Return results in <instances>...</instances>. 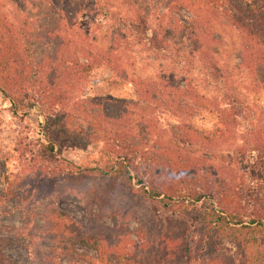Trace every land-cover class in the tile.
Listing matches in <instances>:
<instances>
[{"label": "rangeland", "instance_id": "rangeland-1", "mask_svg": "<svg viewBox=\"0 0 264 264\" xmlns=\"http://www.w3.org/2000/svg\"><path fill=\"white\" fill-rule=\"evenodd\" d=\"M184 1H213L211 16L195 22ZM58 23L80 36L67 41L81 65L67 84L72 87L59 93L61 103L47 97L49 81L37 65L52 42L65 41L45 35ZM4 27L14 33L21 62L12 65L25 73L27 84L18 91L27 96L14 113L13 89H6L9 96L0 91L2 222L24 226L28 238L42 236L45 213L54 206L80 230L119 236V247L144 264L160 263L153 251L164 240L161 251L175 249L173 238L180 251L175 264H245V246L224 232L212 238L217 246L202 248L203 213L211 200L224 213L235 208L247 222L264 215V144L256 136H264V0H0V40ZM2 46L10 44L2 39ZM144 89L157 100H145ZM82 105L96 112L100 130ZM224 124L230 136L221 142ZM49 141L53 157L44 151ZM38 155L49 161L41 179L29 169ZM109 157L125 162L133 179L100 172ZM182 166L191 170L190 187L214 198L173 211L163 200L172 183L186 187L174 177ZM150 186L162 195L140 194ZM46 192L51 196L44 198ZM256 235L264 241V231ZM42 238L35 242L36 263L25 246L13 244L4 249L9 264H58ZM74 247L85 258L75 255L71 264H98L94 248Z\"/></svg>", "mask_w": 264, "mask_h": 264}, {"label": "trees", "instance_id": "trees-1", "mask_svg": "<svg viewBox=\"0 0 264 264\" xmlns=\"http://www.w3.org/2000/svg\"><path fill=\"white\" fill-rule=\"evenodd\" d=\"M49 3L51 0H47ZM53 1V0H52ZM213 3V1H204L201 5L195 4L190 1H184V5L187 6L191 11L194 12L196 18L195 22H203L205 19V15L207 14L209 17L211 16L210 13V5ZM54 5L57 8L60 6L62 8L63 4L62 1H56L54 2ZM215 6H213L214 8ZM58 9V8H57ZM215 9V8H214ZM255 12V11H254ZM257 12V11H256ZM258 13V12H257ZM4 33L7 37H4L3 28H2V36L0 43L2 42V39L4 42H7L10 44L9 49L7 48L4 51V46L0 48V91L8 95L6 89H13L12 94L15 97H12V109L14 110V113H17L18 109L21 106V103L19 104L20 98L23 96L24 98L27 96L25 93L24 95H21L18 91L19 87H24L27 84V80L25 79V73L24 71H18L12 64H14L16 61L21 62L16 55L17 53V45L15 43V37L14 33L10 30L4 27ZM48 30L45 32L46 37H52L54 38H64L65 41H61L56 43H53V46H51L50 50L43 55V58L40 62H38L39 71L41 72V75H46L45 78L47 79V97L49 99H53L58 101V103H61L60 99H62V96H58L59 93H61L62 89L65 86L72 87V85L68 83L70 80L75 78L77 75H79V67L80 62L75 59L72 53V50L68 45L67 41L72 38L77 43V40L80 39V36L76 33H72L70 30L64 29L62 27L61 23H58L55 26H52L50 28H47ZM51 43V45H52ZM13 45V46H12ZM252 54H250L251 56ZM79 65V67H77ZM90 65V64H88ZM91 67V66H90ZM77 69V70H76ZM83 69V68H82ZM15 88H17L15 90ZM46 89V87H45ZM147 93L148 97H144L145 100H151L152 102L157 100L156 98H151L150 93L152 91H149V89H144ZM9 96V95H8ZM151 98V99H150ZM25 105V104H24ZM23 105V106H24ZM26 107V105L24 106ZM83 107V105H82ZM84 112L92 118L95 126L100 130L101 124L98 121V115L96 112L93 111H87L84 109ZM120 110V115H123ZM220 139L223 142L226 138L230 136L228 125L224 124L222 129H220ZM258 136L260 142L262 141L264 144V136L262 133ZM217 139V138H216ZM54 142L49 141V144L44 146V151H46L49 156H54ZM195 152V150H194ZM46 154V153H45ZM39 161L41 158V155H38ZM51 160V157H49ZM108 159V162H105L102 167H99L98 170L100 172L111 175L115 174L116 177H119V174L123 176L126 180H132L133 177L131 175V169L128 167V165L125 164V162L121 163H113L112 160L110 161V157L106 158ZM52 161V160H51ZM55 161V160H54ZM53 162V161H52ZM42 163H49L48 159L32 163V166H29V169L31 171L37 172V177L41 179L44 174L49 173L46 171V167H42ZM72 166H75L74 164H71ZM183 168V169H182ZM181 170L183 171L181 174H179L177 171L175 174H179V177L174 175V177L184 186L183 188H177L174 189L175 182L171 184V192L172 194L168 193L165 194V199L163 200V206L166 208H169L170 210L176 211L180 208L187 209L190 206L198 205L200 201L203 204L206 203V200L209 198H214L213 193H202L199 191H196L195 189L191 188L189 181L187 178H193L191 174V170L189 167H181ZM73 172V171H69ZM11 174V173H10ZM68 174V173H67ZM11 179L12 176H11ZM16 184V183H15ZM18 186H22L19 183H17ZM142 184V183H141ZM194 184H197L195 182ZM8 189L11 188V185L8 184ZM151 187V191L148 192L146 189H142L140 191V194H144L148 196L150 199L154 200L162 195L163 190L157 189L153 186ZM262 190V197L264 198V184L261 187ZM51 191H54L53 189ZM7 196V195H6ZM51 193L46 192L44 198L50 197ZM162 201V200H161ZM4 202V197L0 194V204ZM222 202V201H221ZM210 207V209H209ZM209 207L206 211V213H203L206 217L205 220V227L207 230L205 231V235L203 238V245L202 248H208L217 246L216 242H213L212 238L217 237L220 232L226 233L227 236L231 237V241H234L237 247H244L246 253L244 254L245 257V264H264V241H262V237L257 238L256 234H260L264 231V215L263 216H252L251 219L243 220V214L239 211H236L235 208H231L229 213H224V210L220 209L223 208L220 204L214 203L210 200ZM220 207V208H218ZM230 208V207H229ZM260 211L264 212V203L261 204ZM207 216L210 219H207ZM44 220L46 221V230L42 234L43 238V244L48 246L49 253L53 256L58 264H61L63 259H67L69 264L72 263V260L75 259V255L78 256L77 258H85L84 255L78 254L75 250L76 244H83L85 246H88L90 248H94L97 252V262L98 264H144V260H140L139 257L136 255V253H126V251H123L119 247V245L122 243L119 239L115 238L114 236L110 235L108 232H106L105 229H96V228H90L86 230H80L77 228V224L71 220L68 215L64 213H60L58 211H55L54 206L52 209L50 208L48 211H46ZM198 219V217H196ZM204 222V221H203ZM260 230V231H259ZM17 232L15 234H4V232ZM25 227H14L9 226L2 222L0 219V264H9V258L5 254L4 249L9 245H23L28 249L29 257L32 259V263L35 262V242L36 240L40 239L42 236H38V234L31 235V237H27L25 234ZM256 233V234H255ZM40 235V234H39ZM247 235H250V237L245 241V238H247ZM244 238V240H243ZM170 239V238H169ZM171 240V239H170ZM169 240V241H170ZM168 240H164L160 246H158L157 251H153V255L156 257V259L160 261V263L157 264H163L164 259H167L168 261H172L175 264L174 259L176 256L179 255L180 251L179 249V241L176 238H173L171 242H173L176 246L175 249H167L166 251H161L162 249H166ZM208 246V247H207ZM250 250H256L254 255H249ZM152 252V251H151ZM191 259L189 256L185 255V258ZM90 260V259H89ZM92 260V259H91ZM163 260V262H162ZM211 260L208 262H204L203 264H230L227 260L224 262L221 259L217 260ZM257 261V263H256ZM147 264H153V263H147ZM199 264V263H197Z\"/></svg>", "mask_w": 264, "mask_h": 264}]
</instances>
